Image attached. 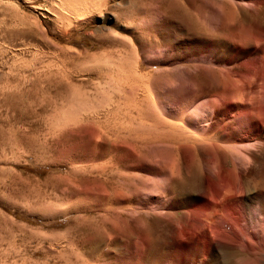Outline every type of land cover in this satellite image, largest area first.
I'll list each match as a JSON object with an SVG mask.
<instances>
[{"label": "bare ground", "instance_id": "1", "mask_svg": "<svg viewBox=\"0 0 264 264\" xmlns=\"http://www.w3.org/2000/svg\"><path fill=\"white\" fill-rule=\"evenodd\" d=\"M110 1L106 96L86 104L74 90L51 128L86 131L83 153L110 145L111 165L90 174L111 177V195L49 215L122 216L135 235L112 220L96 243L125 247L116 264H264V0H155L129 12L120 6L133 0L65 3L82 24Z\"/></svg>", "mask_w": 264, "mask_h": 264}, {"label": "rangeland", "instance_id": "2", "mask_svg": "<svg viewBox=\"0 0 264 264\" xmlns=\"http://www.w3.org/2000/svg\"><path fill=\"white\" fill-rule=\"evenodd\" d=\"M154 1H124L120 11ZM65 2L0 0V264H116L126 256L125 247L114 241L100 249L98 236L113 233L112 220L121 223L128 240L135 235L133 226L110 211L49 215L50 208L111 195V177L99 180L91 171L99 162L111 165L110 145L94 143L93 152L83 153L86 131L63 135L60 126L51 128L74 90L86 104L106 96L109 87L98 77L111 75V1L101 16L82 24Z\"/></svg>", "mask_w": 264, "mask_h": 264}]
</instances>
